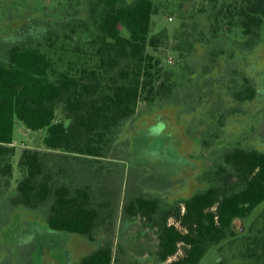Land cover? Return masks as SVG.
Instances as JSON below:
<instances>
[{
  "label": "trees",
  "instance_id": "16d2710c",
  "mask_svg": "<svg viewBox=\"0 0 264 264\" xmlns=\"http://www.w3.org/2000/svg\"><path fill=\"white\" fill-rule=\"evenodd\" d=\"M193 5L194 0H94L75 28L63 21L7 49L0 59V198L14 173L19 119L29 129L46 130L44 148L23 150L21 179L5 200L40 211L52 230L89 241L111 231L117 210L95 178L140 106L182 98L180 90L195 75H206L204 83L213 87L222 56L228 60L254 50L263 39L264 0ZM167 6L178 25L153 33V16ZM190 7L192 26L185 20ZM166 47L173 64L163 58ZM246 57L242 67L226 63L225 69L232 96L242 106L258 93ZM220 155L208 174L210 186L184 200L185 211L180 202L165 204L141 194L124 204L130 219L142 218L155 230L154 251H127L124 259L119 246L105 239L79 264H198L232 231L234 218L248 217L264 201V151L233 144ZM75 161L89 162L94 178L78 176Z\"/></svg>",
  "mask_w": 264,
  "mask_h": 264
},
{
  "label": "rangeland",
  "instance_id": "374dc122",
  "mask_svg": "<svg viewBox=\"0 0 264 264\" xmlns=\"http://www.w3.org/2000/svg\"><path fill=\"white\" fill-rule=\"evenodd\" d=\"M194 1L196 8L201 0ZM195 8L190 7L185 12L190 26L193 24L191 12ZM171 10V6H167L153 16V33L178 25V18ZM169 48L161 50L163 58L167 61L172 57L175 62ZM246 56L250 63L248 74L253 72L252 80L259 93L242 106L232 96L225 69L226 63L242 67ZM222 58L221 66L213 72L216 75L213 87L204 83L208 79L206 75L199 74L192 77L193 83L180 90L182 98L154 108L141 105L126 134L116 141L112 158L99 163L103 165L95 178L101 183L99 190L117 211L111 219V231L97 235V242L78 234L52 230L40 211L13 207L5 200L21 179L19 160L23 150L44 148L46 135L45 129H29L16 119L14 173L10 187L0 198L4 200L0 203V264H79L105 239L119 246L124 259L127 251H154L155 230L148 228L142 218L134 220L125 214L123 208L128 200L138 194L168 201L175 196L188 197L203 188L198 179L205 176V162L209 167L217 163L221 150L233 144L264 148V36L254 50L237 52L232 59ZM258 140L262 143L257 144ZM72 164L78 176L87 180L94 178L89 162ZM263 209L264 201L255 207L246 222L249 224ZM171 221L177 223L174 218ZM256 225L261 227L263 220L259 219ZM240 226L241 222L237 221V227ZM229 236L228 233L220 242L212 244L198 264H245L238 254L243 245L227 246ZM182 252L180 250L179 255Z\"/></svg>",
  "mask_w": 264,
  "mask_h": 264
},
{
  "label": "flooded vegetation",
  "instance_id": "af4514ba",
  "mask_svg": "<svg viewBox=\"0 0 264 264\" xmlns=\"http://www.w3.org/2000/svg\"><path fill=\"white\" fill-rule=\"evenodd\" d=\"M94 0H0V59L7 49L13 45L26 43L28 38L36 33H44L49 29H57L63 21L71 22L75 28L77 20L82 16L90 14ZM263 82V81H262ZM259 93V90H258ZM262 141L258 140L257 144ZM263 150L264 148H256ZM216 162V161H215ZM213 163L212 166H214ZM205 176L199 180V185L203 188L198 192L206 190L210 186L209 171L212 166L205 162ZM209 169V170H208ZM204 179L208 182L205 183ZM188 197L175 196L172 200H161L165 204L180 202L183 211L186 210L184 200L191 198L196 193ZM151 197H154L150 195ZM160 200L158 196H155ZM215 206L212 207L214 210ZM255 209V208H254ZM246 218H234L231 224L232 231L229 232L227 246L243 245V250L238 254L246 262L245 264H264V209L256 215L248 224ZM263 220V225L258 227L257 221ZM237 221L241 226L237 227ZM220 242V241H219ZM238 248V247H237ZM232 258H238L232 255Z\"/></svg>",
  "mask_w": 264,
  "mask_h": 264
}]
</instances>
